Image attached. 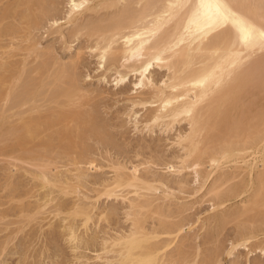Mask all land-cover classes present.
<instances>
[{
  "label": "bare ground",
  "instance_id": "1",
  "mask_svg": "<svg viewBox=\"0 0 264 264\" xmlns=\"http://www.w3.org/2000/svg\"><path fill=\"white\" fill-rule=\"evenodd\" d=\"M61 1L15 0L14 3L15 7L22 6L26 10L21 13V18H25L29 25L50 20L51 27H56L57 32L65 40L68 37L73 41L83 35L93 38L95 41L93 49L97 51L98 63L101 67L105 66L106 70L115 73L114 79L117 83L124 81L130 72L138 74L136 86L150 88L153 96L151 103L158 102L155 114L150 116L151 123L162 118L175 121L181 116L190 119L188 121L193 132L191 131L192 136L190 135L189 152L195 153V161L200 167H198L200 170L197 168L200 171L198 173H201V170L204 172L201 173L203 183L208 182L209 192H213V209L239 197L237 203L241 206L236 207L238 209L216 213L219 226L235 214L237 218L248 211H253L251 222L247 223L246 220L243 223L237 222L240 232H237L238 236L231 241L230 247L225 251V257L234 255L238 246H248L252 239L257 238L259 234L263 235L264 230L257 229L256 222L259 221L257 224L264 227V210H262L264 205V0H66L65 19L60 21L58 11ZM11 12L13 9L9 7H5L0 12V70L2 71L0 72V129L4 124H11L14 117L18 119L0 133V140L14 139L16 146L24 147L29 143L27 140L37 134L53 116L52 111L50 113L46 111V115L43 113L44 116L42 113L32 115L38 107L36 97L44 86L45 79L53 76L52 79L57 82V84L52 83L54 90L49 91H52L49 95L53 93L52 98L61 95L65 97L67 93L75 95L76 99L74 103L70 101L71 105L80 103L75 101H78L79 97L85 98L87 92L83 93L82 87H78V81L72 74L71 68L66 66L67 63H62L54 57L52 49L39 48L35 39L21 48L26 53L22 62L20 60L17 65L8 61L7 55L11 51L20 49L22 42L32 39L28 37L29 33L19 41L18 46L8 45L7 39L13 41L14 26L4 24V21ZM118 42L121 43L120 46H117ZM31 56L40 61L32 70V75L27 74L28 59ZM78 56L77 53L71 62L74 63ZM169 58L173 60L170 61ZM167 59L170 62L167 63ZM161 63L168 66L170 74L167 73L168 79L166 76V80L163 79V82L160 81L162 84L158 85L157 80L154 84V79L147 73L151 66L155 64L161 67ZM69 66L72 67V64ZM52 71L55 72L54 75ZM33 74L45 75V77L37 83ZM64 79L68 81L64 82ZM60 82H64L65 87L62 88ZM24 114L26 117L21 116ZM214 128L220 129L222 136L210 133ZM75 129L78 130V127ZM70 132L64 130L58 134L63 139H68L67 135ZM72 134L71 132V136ZM73 137L69 139L74 141ZM70 144L74 142L58 147L64 149L66 154L68 150L72 151L73 147H76L74 144L75 146L72 145L73 147L70 148ZM38 146L39 149L33 148L32 154L27 155L32 165L42 157L46 149L43 145ZM67 146L70 149H66ZM58 150L55 149L53 152L63 153ZM76 151L78 149L72 153ZM69 153L72 154L68 152L66 156L70 155ZM77 154L81 155L79 152L75 154L76 156H69L70 162L77 170L73 172L72 177H64V171L58 169L56 164L52 165L53 170L39 167V173L34 175L44 183L43 186L46 184L48 186L50 184L52 188L55 186L57 193L66 196L73 193L80 194L81 191L78 190L80 182L76 184L73 181L85 178L87 174L84 172L88 173L87 171L94 166L91 165L88 157L86 160L85 156L77 157ZM113 163L111 164L114 165ZM118 164L114 165L118 166V172L113 166L116 172L113 178L99 179L98 183L95 182L98 186L94 189L97 192L96 201L103 195L107 198L125 197L126 195L123 194L125 188L128 190L132 187L133 192L129 190L127 193L141 197L139 199L133 197L136 200L127 197L125 199H130L129 205H135L136 212L139 211L137 206L147 208V211L152 207L154 211L150 208L151 211L148 212L161 214L164 206H161L158 200L174 196V193L162 190L153 182L156 179L148 181L145 180L146 178H140L138 173H133L136 170L134 168L131 175L127 174L129 171L124 170V173L122 169L125 165L121 168L123 164L119 162ZM230 166H233L234 170L231 171ZM224 167L230 170L229 173ZM218 170L221 174L216 178L213 176L214 179L211 175L216 174ZM241 173L245 176H242L240 182L226 186L234 176L242 175ZM211 177L213 181L209 184ZM158 182L160 185L162 181ZM161 184L163 185V182ZM80 185L81 183L79 187ZM224 186L226 188L221 189ZM157 192L162 193L163 196L156 194ZM82 196L83 200L91 197ZM94 203L92 201L88 203L89 205L87 202L85 205H76L71 209V214L82 215L84 217L82 222L87 224L91 219V208L95 207ZM62 209L57 208L59 212ZM143 217L141 226L138 220V228L132 227L134 229H130L131 232H126L129 233L127 236L122 233L119 238L114 237L116 239L108 241L110 251L114 252L112 258L115 259L116 264H161L165 260L163 257V254L166 255L165 250L182 230L181 224L163 223L156 227L157 230H154L156 229L154 227L149 231L143 227L145 225ZM135 218L137 221L136 216ZM162 233L170 235V238L166 241H163L164 238L159 239ZM255 244L254 249L258 247L264 251V239H258ZM114 246L120 248L112 249ZM220 251L217 247L209 250L202 264H223ZM192 255L179 254L180 264H195L197 259L191 257Z\"/></svg>",
  "mask_w": 264,
  "mask_h": 264
},
{
  "label": "rangeland",
  "instance_id": "2",
  "mask_svg": "<svg viewBox=\"0 0 264 264\" xmlns=\"http://www.w3.org/2000/svg\"><path fill=\"white\" fill-rule=\"evenodd\" d=\"M14 2L15 0H0V12L5 7L13 9V12L4 21V24L14 26L13 41L7 39L8 45L18 46L19 41L29 33L32 37L30 35L28 37L32 39L22 42L20 49L11 51L7 55L8 61L17 65L20 60L22 62L26 53L21 48L27 43L29 45L35 39L39 48L52 49L54 57L62 63H67H65L66 66L71 68L72 74L78 81V87L81 86L82 92L87 93L85 98L77 95V99H80L75 102L80 101V103H76V106L73 104L76 96H72V93H67L65 97L61 95V97L52 98L53 93L49 95L52 92L49 91L54 90L52 83H55L56 80L52 79L53 76L45 79L44 86L39 90L36 97L38 107L32 115L42 113L44 116L43 113L45 114L46 111L49 113L52 111L51 120L40 128L33 137L29 136L30 139L27 140L29 143L24 147L16 146L12 138V140L10 138L0 140V264H116L115 259L112 258L114 252L110 251L111 247H108V243H110L108 241L116 239L114 237L119 238L122 233L127 236L129 233L126 234V232H131L130 229L136 228L139 215L142 213L138 224L141 226L142 217L145 216L143 217L145 218L143 219V224L145 223L143 227L149 231L163 223L182 225V230L177 233L168 249L166 248L167 257L163 254L165 260L161 264H180L181 259L179 258L182 253L194 254L191 257H196L197 262L195 264H202L206 253L216 247L221 250L219 253H221L220 257L223 264L230 262L264 264V251L258 247L254 249L255 242H258V239H264V234H259L257 238L252 239L249 242L250 246L240 245L235 249L234 255L225 257V251L230 247L231 241L238 236L237 232H240L237 222L243 223L245 220L247 223L251 222L253 211H248V213L239 215L237 218L235 214L219 226L216 221V213L220 214L224 211L238 209L236 207L241 206L237 203L239 197L233 198V201L228 200L229 202H225L223 206L213 209V192H209L208 182L203 183L201 176L203 171L198 173L200 167L195 161V153L190 154L189 152L190 135L192 136L191 131L193 132L190 119H185L186 116L181 118V116L175 121H171L170 118H162L151 123L150 116L155 114L158 102L151 103L153 96H151L150 88L146 87L145 89L136 86L138 74L130 72L124 81L117 83L114 79L115 73L106 70L105 66L101 67L98 63L97 51L93 49L95 42L93 38L83 35L73 41H70L71 39L68 37L65 40L57 32L56 27L53 26L55 29L51 27L50 20H44L37 25H29L25 18H23L24 20L21 18V13L26 10L22 6L15 7ZM59 6L61 7H59V11L57 10L60 14L59 19L63 21L67 1L62 0ZM118 43L117 46H120L121 43ZM77 53L79 56L72 63L71 61ZM169 60L172 61L173 58H169ZM169 60L167 63L170 62ZM28 62L27 74L31 73L40 61L31 56ZM162 63L161 67L154 64L147 73L154 79V82L152 79L154 84L157 80L158 85H161L162 80L167 76L166 74H170V70L167 69L168 66L164 65L166 63ZM71 64L72 67L69 66ZM53 71L51 73L54 75L55 72ZM0 72L2 71L0 70ZM33 75L37 83L45 77V75ZM67 81L68 79H64V82ZM64 82L59 83L62 88L65 87ZM70 101L73 102L72 105ZM21 116L26 117L25 114ZM17 119L14 117L11 124ZM79 121L82 122L79 123ZM11 124H4L0 133ZM76 127L78 130L75 129ZM218 128H214L210 133L220 136L221 133ZM64 130L73 133L74 141L69 139L72 137L71 132L67 135L69 140L59 136L58 133ZM76 139L78 140L76 141ZM67 142L76 144V147L72 146L74 144H70V148L73 147L74 149L68 150V152L72 153L78 149L76 153L80 152L86 160L88 157L91 165L94 166L87 171L88 173L84 172L87 174H84L85 178H80V181L76 179L73 181L76 184L81 183V187H79L80 183L78 184L81 195H74L73 193V195L66 196L57 193L58 190L55 186L54 188L50 184L43 186L44 183L34 175V173H39V167L44 170H53L52 165L56 164L58 169L64 171V177H72L73 172L77 170L74 169L75 165L70 162L69 156H76V153H69L70 155L66 156L68 152L65 154L64 149H59L62 147L61 145H69ZM38 145H43L46 149L42 157L32 165L27 155L32 154L33 148L39 149ZM57 148L61 152L63 151L65 155L63 153L55 154L53 151L58 150ZM70 148L66 147V149ZM78 155L80 154H77V157ZM112 162L114 165L116 163L119 165L118 162L123 164L121 168L125 165L124 168L129 170L124 168L122 170L129 171L130 174L127 173L128 175L132 174L131 171L134 168L136 170L133 169L134 172H132L138 173L140 178H146L145 180L148 181L161 180L163 185L162 182L160 185H158V181L153 182L162 190L174 193V196L158 200V203L164 206L161 214L148 212L153 209L152 207H150L151 209L148 208L147 211V208H138L137 206L138 212L135 210V205L132 204L131 206L134 208H130L129 204L131 203L128 200L133 199V197L138 199L141 197L127 193L132 187L128 190L125 188L123 191V194L126 195L124 196L130 199H125L123 194L122 197L116 198H107L103 195L96 201L97 192L94 189L98 186L95 182L113 178L114 173H116L114 167H116L117 172L119 171L118 166L112 165ZM232 167L229 168L231 171L234 170ZM229 169H226L227 173H229ZM216 172L211 176L216 178L221 174L219 170ZM223 172L226 173L224 170ZM241 174L234 176L226 186L240 182L244 175ZM211 179L209 184L213 181ZM223 188L226 187L221 189ZM156 194L163 196L159 192ZM82 195L94 198L93 200L91 197L83 200ZM92 201L95 202V207L91 208L92 215L87 224L82 222L84 220L82 215L71 214V209L74 206L85 205L86 202L88 204ZM60 207L61 209L65 207V209L59 212L57 208ZM262 210H264V205ZM140 212L141 214H139ZM134 215L137 217V221ZM133 221L136 223L134 224ZM257 223L259 221L256 222V226L258 225L256 228L264 230V227ZM71 231L75 232L72 233ZM167 235L162 233L159 239L164 238L163 241H166L170 238V235ZM172 237L174 236L172 235ZM156 239L159 241L158 238ZM156 239L155 242H157ZM118 248L120 246H114L112 249Z\"/></svg>",
  "mask_w": 264,
  "mask_h": 264
}]
</instances>
